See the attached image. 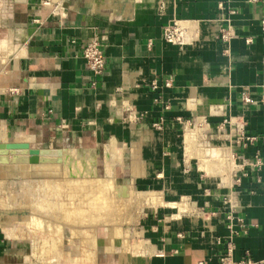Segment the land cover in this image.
Here are the masks:
<instances>
[{"label": "crops", "instance_id": "obj_1", "mask_svg": "<svg viewBox=\"0 0 264 264\" xmlns=\"http://www.w3.org/2000/svg\"><path fill=\"white\" fill-rule=\"evenodd\" d=\"M172 22L190 25L187 44L163 41ZM263 23L264 0H0V143L104 155L99 177L108 161L113 181L117 170L126 178L115 185L177 205L132 206L137 241L117 228L114 264H222L229 238L234 262L264 264V164L249 163L264 162ZM227 26L235 36L223 44ZM92 38L105 56L99 76L82 57ZM240 120L256 138L245 149L225 142ZM194 122L196 141L233 162L229 178L186 152ZM208 135L222 142L202 144Z\"/></svg>", "mask_w": 264, "mask_h": 264}, {"label": "rangeland", "instance_id": "obj_2", "mask_svg": "<svg viewBox=\"0 0 264 264\" xmlns=\"http://www.w3.org/2000/svg\"><path fill=\"white\" fill-rule=\"evenodd\" d=\"M167 26H171L173 28L175 27L179 28L181 25L178 22H172L168 24ZM185 31L187 32V30ZM228 34H230L228 38L222 39L223 36L228 35ZM234 36L235 35L229 26L221 28L218 33V39L223 44H227L228 42H230L234 38ZM171 45H178V44H171ZM178 46H183V45H178ZM243 92H241V95ZM240 122L241 123H237L235 125L236 126H238L239 124L242 125L241 133H239L238 130L235 129L234 132L231 135H229L230 136L228 138L229 140H226L225 142H227L229 144L227 145L232 148L237 147V149L238 148L245 149L249 145H253L256 142V138L253 136L247 135L244 130L245 123L241 120ZM229 126H230V122H229ZM197 127H199L198 124L194 122L193 124H190V127H187V129L190 130L191 132L192 130L198 131L199 129H195ZM1 129L2 128L0 127V130ZM186 132L188 133V131ZM207 142H210V143L215 142L219 146L220 144L219 142H222V141L220 140L214 141L208 135L207 138L205 137V140L202 141V144L205 145ZM197 144L200 147H203L204 149H206V147H204L203 145H200L199 142H197ZM57 146L58 144L56 145L55 143L54 149H59V148H56ZM207 148H220V147L211 146ZM220 149H222L223 152L226 150L228 151V149H224V148H220ZM197 151L198 150H196V148L192 147V148H189L188 151L186 152H188V154L190 155L195 154L198 157ZM92 156H95V154H92ZM96 157L98 161L97 166H99L98 164H100V162L104 158V155L101 156L100 154L97 153ZM212 160L213 158H211V162ZM245 162H248V161L245 160L243 154L242 155L237 154V164H241ZM249 163H251L253 166H260L264 164V162L260 160L258 155L254 156L253 162H249ZM16 167L10 168L6 166H0V187H1L0 188V264H94V263L95 264H114L112 259L107 257V252H106L107 244L106 243H108V246L111 245V244L109 245V242L112 241L111 236H113L114 234L116 235L117 233L116 229L120 228L124 233L127 234L126 239H125L126 244H127V241L129 239L128 231L133 230V229L136 230L138 226L137 224H138L139 218L142 215V212H138L132 207V206L136 208L141 207L136 204L133 196H132L133 200L132 198H128L126 196L124 197V194H122V196L120 194L118 195L114 194L112 196V194L111 195L109 193L107 194L106 190L98 186L99 189L102 190V193L104 195L101 193V191L98 190V187L95 188L96 189L95 191L98 190L97 193H95L93 190L94 192L93 194L97 196V199H98L97 202L99 201L98 207H100L98 209L99 211L96 210L97 212L96 211L95 212L98 213L101 211L100 213H98L100 215L96 216L94 211H91L92 214L90 213V211L87 212L88 210H90L89 209L90 205L88 203H85L87 202L84 200V197L86 196L84 194L78 193L79 185L76 182L79 181L80 179L78 177H76L77 180L75 179V175L78 176V174H74V175L72 174V176L68 178V180L70 181L71 179L72 181L76 180L74 183L77 184V186L75 187L73 183L65 185L62 182V180L65 179L66 175H70V174L64 173L65 175H62L63 174L62 173L60 175L59 173L57 178L54 179L50 177L49 175L50 171H47V170L46 171L44 170V172L41 174H39V171H37V173L34 174V170L38 168L34 170H29L30 174L32 173L30 175L29 173H26V174H24L23 172L21 173L20 171H18L19 166H18V169ZM69 172H73V170L69 169ZM114 173H115L114 181L116 183H125L126 178L122 174V172L117 170V173L116 172ZM96 175H97V172H96ZM97 178L102 179L104 178V176L99 177L97 175ZM56 185L58 186V189ZM77 188H78V191L74 192L75 190H77ZM68 190L72 193L69 192L67 194ZM128 191H132V190L128 188ZM132 193H135V191H132ZM79 199H83L84 201L79 200ZM110 199H113V200L111 201ZM79 202L82 203L81 207L79 205ZM112 207H114V209ZM80 209H84V210H80ZM102 209L104 210L105 213L103 212ZM76 211L78 212L79 215L76 213ZM85 212L87 216H89V218L87 216H83V215H86V214H82ZM93 214H95L94 217H92ZM74 215L76 216L74 217ZM29 216L35 219L37 217L43 223V227L38 226L39 227L38 228L30 224V222L29 224L25 222L26 220L30 218ZM70 216H73L71 218L73 219L75 218V220L70 221V220H73L70 218ZM68 217L70 218L69 219L70 222L68 221V219H66ZM81 217L82 218L84 217L83 218L84 221H82ZM95 217H98V219L96 218L97 223L95 222ZM90 218L94 219L92 221L93 226H92V222L90 223L89 221L91 220ZM38 219L37 221H39ZM78 219H80L81 221ZM102 219L104 221H101ZM108 219L109 221H107ZM71 222H73L74 224ZM77 222L79 223L80 226L78 225ZM81 222H83L82 223L83 225L81 224ZM48 223L52 225V228H48V229L45 228L44 224L47 226ZM59 226L60 228H62V230H60L62 231V233H60L58 230L60 229ZM228 227L230 230L232 229L231 224H229ZM114 228L116 231H114ZM107 229H110L109 232L110 233L112 232L114 234L111 233V236L109 235V238L111 239L108 238L107 242H105V238L107 236L106 235ZM74 230L75 232H73ZM77 232L79 233L77 234ZM83 233H86L87 235ZM92 233H93V237H92ZM82 236L84 239L87 238V237L85 238V236H88L87 238L88 245L92 243L91 241H93V240L90 241L91 238L94 239L93 241L94 243L96 241L95 245L92 244L94 245V250L92 249L93 248L92 245H90L91 246L90 247L86 245V242L84 243L85 240L83 238H82L83 239L82 241L81 239ZM120 238L116 240L117 243L120 242L119 243L120 245L119 244L116 246L114 245L115 246L113 249L114 252H112V253H115V257H118L119 250L122 248V245H121L122 238L121 239ZM129 240L137 241V238H130ZM55 249L56 251H54ZM85 251L89 252L90 255H88L89 253H86ZM87 255L89 257H87ZM91 255L94 257H92Z\"/></svg>", "mask_w": 264, "mask_h": 264}, {"label": "bare ground", "instance_id": "obj_3", "mask_svg": "<svg viewBox=\"0 0 264 264\" xmlns=\"http://www.w3.org/2000/svg\"><path fill=\"white\" fill-rule=\"evenodd\" d=\"M54 1V0H53ZM56 1V0H55ZM60 1V0H59ZM101 2H102V4H105L107 1H109V0H100ZM180 28L182 29V30H189L190 29V25L188 24V23H186L185 24V26H180ZM184 30V32H185V34H186V36L188 35V33L189 32H186ZM187 38V37H186ZM187 40V43H188V38L186 39ZM1 62H2V60H1ZM0 132H1V134H0V140H6V139H3L4 137H3V135H2V132H3V130L1 129L0 130ZM198 132V131H197ZM197 132L196 131H192V133L191 134H189V135H186L185 137H184V144H185V146H186V148L188 149V148H190V147H193V148H196V147H194V146H196V145H194V142L196 141V135H197ZM18 142V141H17ZM4 143H12V142H4ZM197 147H199L200 148V146H198V144H197ZM111 148V147H110ZM197 149V148H196ZM200 152H199V154H198V157H199V160L200 161H202V167H201V169L204 171V172H206L208 175H211V176H214L216 173H218V174H224V173H227L228 175V177L227 178H229V174H230V172L232 171V169H233V162L231 161V159H229V158H227V157H225L224 155H222V153H221V151L220 150H210L209 152L207 151V150H205V149H203V147H202V149L200 148ZM63 151V150H62ZM62 151H61V154H60V158H61V161L59 162V163H41V164H4V163H0V166H19V170L18 171H20L21 173L23 172L24 174H26V173H29L30 174V172H29V170H34V169H36V168H38V169H36V170H34V174H36L37 173V171H39V174H41V173H43L44 172V170L46 171H50L49 172V175H50V177H52V178H57V176H58V174L60 173V175L62 174V175H65L64 173H66V174H70V175H66V177H65V179L64 180H62V182L66 185V184H70V183H73V185H75V187L77 186V184H75L74 182L77 180L76 179V177H78L80 180L79 181H77L76 183H78V188H79V192L78 193H81V194H84L86 197H84V200L85 201H87V202H85V203H88L89 205H90V210H88L87 212H89L90 211V213H91V211H96V210H98L100 207H98V203H99V201L97 202V196L95 195V194H93L94 192L95 193H97L98 192V190L99 191H101V193H102V190H100L99 189V187H101L102 189H104V190H106V192H107V194L109 193L110 195L112 194V196L114 195V194H120L121 196H122V194H124V197L126 196V197H128V198H132V196H133V198H134V201L136 202V204L138 205V206H150V207H154V206H159V205H164V206H170V207H172V208H175V206H177V205H175V204H164V202L162 203V201H160L159 200V198L157 197V195H155V194H152V193H142V192H135V193H132V191H128V188H123V187H120V186H117V185H115L114 184V182H113V177H112V173L110 172V164H108V161H107V165L105 166V173H104V178H102V179H99V178H97V175H96V172H95V156H92V154L90 153V151L89 150H76V149H65L64 151H63V153H62ZM199 151V150H198ZM198 151H197V153H198ZM114 152V150H112L111 149V152H109V153H113ZM115 154L117 153V152H114ZM62 154H63V158H62ZM214 154V155H213ZM110 155V154H109ZM116 155H118V154H116ZM212 156H214V159L212 160V162H211V158H212ZM10 157V156H9ZM49 157H55V155H50ZM115 157H117V156H115ZM46 158V157H45ZM113 158V157H112ZM208 159V160H207ZM110 163V162H109ZM212 163H214L216 166H217V168L219 169V172L218 171H215L214 169L212 170V168H211V164ZM58 164H61V165H58ZM235 167V166H234ZM214 168H216V167H214ZM69 169H72L73 170V172H69ZM134 171H136V170H134ZM215 171V172H214ZM232 173V172H231ZM32 174V173H31ZM30 174V175H31ZM72 174L74 175V174H78V176H76L75 175V179L76 180H74V181H72V179H71V181L70 180H68V178L70 177V176H72ZM88 176V177H87ZM220 176V175H219ZM224 176V175H223ZM222 176V177H223ZM74 178V177H73ZM58 181V180H57ZM59 181H61V180H59ZM50 183V182H49ZM58 183V182H57ZM60 183V182H59ZM58 185V184H57ZM56 185V187H57V189H58V186ZM60 186V185H59ZM84 186V187H83ZM99 186V187H98ZM54 187V186H53ZM61 187V186H60ZM74 187V186H73ZM73 187H72V189H73ZM98 187V190L97 191H95L96 189L95 188H97ZM1 188V187H0ZM78 188H77V190H75L74 192H77L78 191ZM93 190H94V192H93ZM73 191V190H72ZM54 192V191H53ZM70 191L68 190L67 191V194L69 193ZM131 192V193H130ZM55 193V192H54ZM70 193H72V192H70ZM103 194V193H102ZM106 194V193H105ZM106 194V195H107ZM58 195V194H57ZM75 195V194H74ZM104 195V194H103ZM116 198V197H115ZM118 198V197H117ZM127 198V199H128ZM133 198H132V200H133ZM103 199V198H102ZM125 199V198H124ZM79 200H82V201H84L83 199H79ZM111 201L113 200V199H110ZM121 200H123V199H121ZM120 200V201H121ZM106 201V200H105ZM108 201V200H107ZM95 202V203H94ZM104 202V201H103ZM102 202V203H103ZM133 202V201H132ZM50 203V202H49ZM102 203H100V204H102ZM122 203V202H121ZM76 204V203H75ZM181 204V203H180ZM56 205H57V203H56ZM79 205H80V207H81V205H82V203H80L79 202ZM182 205H183V203H182ZM75 207V206H74ZM53 208V207H52ZM77 208V207H76ZM85 208V207H84ZM102 208H104V207H102ZM113 209H114V207H112ZM140 208V207H139ZM179 208L180 209H182V207L181 206H179ZM186 208V207H185ZM49 210V209H48ZM54 210V209H53ZM80 210H84V209H80ZM103 210V209H102ZM187 210V209H186ZM64 211V210H63ZM73 211V210H72ZM99 211V210H98ZM97 212V211H96ZM95 212V214H96V216L97 215H100V214H98V213H100V212H98V213H96ZM103 212H104V210H103ZM181 212V211H180ZM184 212V211H183ZM186 212V211H185ZM76 213L78 214V212L76 211ZM75 213V214H76ZM89 213V214H90ZM105 213V212H104ZM76 214V215H77ZM82 214H86V212L85 213H82ZM81 214V215H82ZM92 214V213H91ZM95 214H93V216L92 217H94V215ZM76 215H74V217L76 216ZM79 215V214H78ZM102 215V214H101ZM83 216H87V214L86 215H83ZM110 216V215H109ZM109 216H108V218H109ZM30 217V216H29ZM71 217H73V216H70V218ZM88 218H89V216H87ZM69 217L68 218H66V219H68V221H69V219H70ZM78 218V217H77ZM77 218H76V220H77ZM84 218V217H83ZM83 218L81 217V219H82V221H84L83 220ZM96 218L98 219V217H95V222H96ZM37 217H36V219L35 218H33V217H30L28 220H26L25 222H27L28 224H29V222H30V224H32L33 226H36V227H43V223L39 220V221H37ZM71 219H73V218H71ZM85 219H86V217H85ZM91 219V218H90ZM100 219V218H99ZM63 220V219H62ZM65 220V219H64ZM75 220V218L73 219V220H70V221H74ZM78 220H80V219H78ZM94 219H91V220H89L90 221V223L93 221ZM69 221V222H70ZM81 221V220H80ZM87 221V220H86ZM88 221V222H89ZM101 221H104L103 219L101 220ZM107 221H109V219L107 220ZM87 222V223H88ZM99 222V221H98ZM106 222V221H105ZM65 223V222H64ZM71 223H73V222H71ZM78 223V222H77ZM83 222H81V224H82ZM97 223V222H96ZM55 224H57V223H55ZM69 224V223H68ZM74 224V223H73ZM76 224V223H75ZM78 225H79V223H78ZM83 225V224H82ZM44 226H45V228H52V225H50V223H48L47 224V226L44 224ZM61 226V225H60ZM60 226H59V228H60ZM73 226V225H72ZM80 226V225H79ZM92 226H93V222H92ZM96 226V225H95ZM38 227V228H39ZM72 228V227H71ZM42 229V228H41ZM44 229V228H43ZM59 230V232L60 233H62V231H60V230H62V228H60V229H58ZM57 230V231H58ZM51 231V230H50ZM72 231V230H71ZM78 231V230H77ZM46 232V231H45ZM73 232H75V230L73 231ZM72 232V233H73ZM84 232V231H83ZM95 232V231H94ZM71 233V234H72ZM79 232H77V234H78ZM87 233V232H86ZM86 233H83V234H85V235H87ZM112 233V232H111ZM111 233H110V236H111ZM112 234H114V233H112ZM49 235V234H48ZM90 235H91V233H90ZM115 235V234H114ZM73 236H74V234H73ZM88 238V236H85V238ZM92 237H93V233H92ZM95 237V236H94ZM111 237H113V236H111ZM83 238V236L81 237V239ZM87 238L86 239H84L85 241H84V243L86 242V245L87 246H90V245H92V244H94L95 245V243H96V241H95V243L93 242L94 241V239H90V241L91 240H93V241H91L90 243L91 244H87ZM51 239V238H50ZM83 239H82V241H83ZM109 239H111V238H109ZM57 242V241H56ZM112 242V241H111ZM111 242H109V245L111 244ZM56 244V243H55ZM59 244V243H58ZM107 245L106 246H108V243H106ZM54 245V244H53ZM94 245H92V249L94 250ZM91 247V246H90ZM109 247V246H108ZM53 248H54V246H53ZM107 248V247H106ZM91 249V248H90ZM106 250H108V249H106ZM48 251V250H47ZM54 251H56V249L54 250ZM49 252V251H48ZM86 252V251H85ZM86 253H89V252H86ZM57 254V253H56ZM60 254V253H59ZM68 255V254H67ZM88 255H90V253L88 254ZM87 255V257H89ZM92 256V255H91ZM92 257H94V256H92ZM58 259V258H57ZM74 260V259H73Z\"/></svg>", "mask_w": 264, "mask_h": 264}, {"label": "built area", "instance_id": "obj_4", "mask_svg": "<svg viewBox=\"0 0 264 264\" xmlns=\"http://www.w3.org/2000/svg\"><path fill=\"white\" fill-rule=\"evenodd\" d=\"M184 30H182L180 27L173 28L171 26H166L163 29L162 38L166 43H169V44L184 45L187 43V40H186L187 38H186V34ZM228 36H230V34L225 35L223 37L221 36V37L222 39H226L228 38ZM82 57L85 60L88 68L91 70V72L95 76H99L103 73L104 67H105V56L101 50V47H100V44L97 38H92L91 40H89L83 45ZM165 85L168 86V83H166ZM241 97L244 103L248 104L251 102L247 93L243 92ZM238 126L241 127V130H238V129L237 130L239 133H241L242 125H238ZM232 250H233V244H232V240L229 238L226 256L222 259V264H261V263L252 262L249 259L241 261V262H234L232 260Z\"/></svg>", "mask_w": 264, "mask_h": 264}, {"label": "water", "instance_id": "obj_5", "mask_svg": "<svg viewBox=\"0 0 264 264\" xmlns=\"http://www.w3.org/2000/svg\"><path fill=\"white\" fill-rule=\"evenodd\" d=\"M13 2L23 4L26 0H13ZM60 154L61 149L31 148L27 142L0 143V163L4 164L59 163ZM50 155L55 157H49Z\"/></svg>", "mask_w": 264, "mask_h": 264}]
</instances>
